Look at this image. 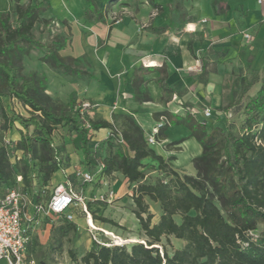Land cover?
Here are the masks:
<instances>
[{
  "label": "trees",
  "instance_id": "trees-1",
  "mask_svg": "<svg viewBox=\"0 0 264 264\" xmlns=\"http://www.w3.org/2000/svg\"><path fill=\"white\" fill-rule=\"evenodd\" d=\"M12 1L11 10L0 11V131H11L15 124L21 129L20 138L0 142V187H7L20 175L21 186L35 201L45 199L31 179L28 163L20 160L28 155L46 182L59 171L65 172L70 166L67 142L57 144L53 136L58 127L65 126L79 137L78 147L87 167H94L101 160L106 176L120 172L126 182L134 185L133 213L142 233V241L130 245L108 246L94 241L80 257L71 250L70 257L76 264H264V146L257 144V140L264 142V77L255 95L242 103L243 122L238 129L232 125L226 129L215 126L191 111L179 115L167 108L153 114L156 120L164 119L158 141L165 138L169 126L181 124L189 128L190 136L202 147V153L191 159L194 173L180 171L173 165L175 155L165 157L148 143V133L133 115H116L113 122L85 120L76 109L75 92L70 93L66 109L47 93L45 76L37 72L24 74L25 59L40 47L42 62L74 77H95L75 57L61 53L71 40L70 34L56 35L46 43L36 37V24L50 22L41 17L46 8L44 2ZM88 1L86 16L101 15L94 1ZM117 1L107 0L105 5ZM148 1L153 7L162 8L155 0ZM163 30L164 27L155 29ZM150 68L140 66L133 74L135 98L141 102L151 100L149 93L141 90L146 83L143 75ZM156 82L163 96L171 99L175 91L166 83L165 76L160 75ZM250 86L244 85L242 96ZM15 102L27 107L29 116L17 111ZM101 128H110L113 137L107 139L106 154L98 159L89 144L94 131ZM182 141L166 146L172 148ZM148 159L161 172L153 180L144 171ZM68 176L77 180L75 172ZM150 202L158 206L159 218L154 223ZM87 205L90 209L91 203L87 201ZM91 213L96 221L119 227L111 219ZM78 228L76 222L65 217L53 223V250L61 251L64 239ZM171 237L184 243L169 250ZM31 243L32 240L28 252L32 255Z\"/></svg>",
  "mask_w": 264,
  "mask_h": 264
},
{
  "label": "crops",
  "instance_id": "crops-1",
  "mask_svg": "<svg viewBox=\"0 0 264 264\" xmlns=\"http://www.w3.org/2000/svg\"><path fill=\"white\" fill-rule=\"evenodd\" d=\"M35 1L45 3L41 17L50 22L36 24L34 31L42 24L55 31L50 38L69 34L74 38L76 29L81 37L85 31L90 32L87 37L94 41L91 55L99 56V68H108L112 57H120L116 72H109V80L97 85L91 100L98 107L87 113L89 119L113 122L116 115L131 114L149 133L159 121L154 118L156 112L168 108L179 115L191 111L201 117L202 110L211 107L212 124L226 129V118L221 119L224 107L239 98L245 103L255 95L264 77V66L253 67V56L248 54L250 49L255 50L253 44L259 35H264V0H155L160 9L148 0H118L108 7L107 0H93L101 15L91 13L88 19H84L88 10L85 0L80 1L82 12L78 13L73 5L77 0H21L23 4ZM13 7L12 0H0L1 12ZM162 27V32L155 31ZM244 33H250L252 40L245 39ZM140 66L152 67L143 75L146 83L141 85V90L149 93V101L135 98L132 78ZM86 67L97 71L91 64ZM160 75L175 91L171 99L163 96L156 82ZM247 83L251 86L242 96L241 89ZM110 135V128H101L94 131L91 143L102 144ZM173 141L166 130L165 138L155 144L159 149L152 147L165 157L177 158L181 144L166 146ZM96 166L83 171L93 173ZM67 169L68 174L80 171L75 165ZM189 173H194L193 166ZM106 178L111 181L113 198L125 202L132 197L134 185L126 182L122 173Z\"/></svg>",
  "mask_w": 264,
  "mask_h": 264
},
{
  "label": "rangeland",
  "instance_id": "rangeland-1",
  "mask_svg": "<svg viewBox=\"0 0 264 264\" xmlns=\"http://www.w3.org/2000/svg\"><path fill=\"white\" fill-rule=\"evenodd\" d=\"M80 1L74 2V8L77 13L82 12L80 10ZM89 7V1L85 0ZM86 16V11L84 13V19H88ZM85 21V20H84ZM91 24V23H89ZM54 26V25H53ZM55 27V26H54ZM36 37L43 42H48L51 38L50 35L55 33L52 29L48 28L42 24H39L34 31ZM87 34L90 32L85 31L83 37H81V33L77 32L74 38L71 36V40L67 43V45L61 50L63 55H71L78 60V63L82 66H85L90 72L94 74V78H80L74 77L68 74H65L60 69L54 68L49 64H46L40 60V56L43 55V49L37 47L34 49L29 56L25 59V68L24 74L29 75L32 72H37L39 75L45 76L46 78V86L47 93L55 97L66 109L68 108V101L71 92H75L78 105L83 102H90L92 104H96V102L91 100V97L96 93L97 85L101 82H107V79L110 78V73L114 74L119 66L118 59L112 57L108 68L102 66L99 68V56L91 55V45L94 44L92 38H88ZM92 37V36H91ZM255 50H251L248 52L249 55H252L253 58L250 61L253 67H261L264 66V35L263 33L259 35L256 42L253 44ZM98 58V59H97ZM99 61V60H98ZM88 64L95 66L97 68L96 73L91 68L86 67ZM123 70H125V64H122ZM102 70V72L100 71ZM79 94V95H78ZM228 109L224 108L221 112L223 114L222 120H225L224 112L232 111L233 115L230 118H226L225 124L226 126L232 125L235 128H240L243 122V115L241 112L242 101L241 99H236L232 103ZM98 106L89 107L88 110L83 114L82 118L85 120H89L88 112H92ZM14 108L24 114L25 116H29L28 108L23 107L20 103L15 102ZM211 124L212 120H208ZM20 125L15 124L11 131H0V142H7L9 139H18L20 138ZM32 129V127H31ZM167 133L170 136V139L173 140H181L180 143L182 146L181 151H176L177 158L173 159V163L178 166L174 167L180 171L188 172L189 168L192 167L191 159L195 156H198L202 153V147L200 143L194 136H190L191 132L189 128L185 127L181 124H173L167 129ZM54 141L59 144L61 142L66 141L69 147H66L67 154L70 158V165H75L77 169L83 171L85 168L92 169L91 167H87L86 163L83 160L82 152L78 147V137L73 130H69L68 127H58L54 132ZM110 137H113L110 135ZM186 142H190L189 145ZM90 149L95 155V158L100 159L102 156L106 154V142L102 144L91 143ZM159 149L158 145L154 146ZM168 157V156H166ZM177 161L179 163H177ZM21 163H28L29 165V174L31 175L32 181L36 182V188L43 193L44 198L47 199L51 196L53 189L56 184L63 182H70L76 191L82 192L87 196V201L91 203V208L88 209L95 213L97 217H105L107 219H111L112 221L118 223L119 227L114 226L108 223H102L100 220L94 221L97 227H103L107 230L112 231L115 235L123 238L125 242L123 244L130 245L131 243L142 241L141 231L138 227L139 222L136 216L133 213V209L135 205L132 201V197L125 202L118 198H113L111 200H106L107 197L105 195V199L101 200L99 197L103 193H107L108 189H110L111 181L108 185L96 183L94 185L83 183L81 179H77L73 181L69 178L68 173L70 169H66L64 171H59L55 177H53L49 182L44 181L41 177L37 168L33 165L32 161L29 159V156H23L20 160ZM146 166L144 171L148 179L153 180L156 176L161 175V172L156 169V163L148 159L146 160ZM18 181L16 178L15 182L10 183L7 187H0V194L10 189L11 187L17 186ZM109 186V187H108ZM92 188V189H91ZM102 189V190H101ZM94 198L95 200H92ZM98 198V199H97ZM149 209L154 214L152 219V223L157 222L159 218L158 206L152 202L149 203ZM146 216V214H144ZM87 215L84 212L79 210L76 211L75 221L78 223V230L74 233H71L68 237L64 239L63 247L61 251H54L51 246V227L53 223H58L60 216L52 215L45 220V222L33 233L32 235V243L30 245V251L32 255L35 257L38 264H76L74 260L70 257V251L73 250L77 254L78 257L83 255L85 251L90 249L95 243L93 240V235L95 232H90L87 225ZM97 238L101 242H107L111 245L116 244L115 239L106 234V232L98 231L96 232ZM99 235V236H98ZM166 242V240H164ZM184 243L181 239L170 238V244H167L169 250L174 248H178ZM121 245V244H119Z\"/></svg>",
  "mask_w": 264,
  "mask_h": 264
},
{
  "label": "built area",
  "instance_id": "built-area-1",
  "mask_svg": "<svg viewBox=\"0 0 264 264\" xmlns=\"http://www.w3.org/2000/svg\"><path fill=\"white\" fill-rule=\"evenodd\" d=\"M244 38L251 41L252 35L244 33ZM95 105L90 102H83L77 105L76 109L78 108L83 116L89 107ZM232 115V111L225 113L226 118H230ZM201 116L207 120H213L212 108L205 107ZM163 124L164 119H161L149 131L148 143L150 145L159 143L157 134ZM257 144H263L264 146V142L261 140H257ZM103 168L104 164L100 160L97 163L95 172L80 170L76 171L75 174L83 183L108 185L109 182ZM17 181V186L11 187L0 194V264H38L35 257L28 252V245L33 233L52 215H59L69 221L76 222L77 210L86 213L88 229L92 233L95 232L93 240L102 245H111L107 242H101L97 238L98 233L96 232L105 231L95 225L94 221L96 220L93 218L91 211L88 210L87 196L76 191L70 182L56 184L49 198L35 201L31 193L25 191L21 186L22 176H17ZM105 195L106 200L113 198V189H108L107 193H103L99 198L104 200ZM92 200L95 199L92 198Z\"/></svg>",
  "mask_w": 264,
  "mask_h": 264
},
{
  "label": "bare ground",
  "instance_id": "bare-ground-1",
  "mask_svg": "<svg viewBox=\"0 0 264 264\" xmlns=\"http://www.w3.org/2000/svg\"><path fill=\"white\" fill-rule=\"evenodd\" d=\"M100 228H102L106 232V234L111 235L115 239V243L116 244L119 245V244H123L125 242V240L123 238L115 235V233H113L112 231L107 230V229H105L103 227H100Z\"/></svg>",
  "mask_w": 264,
  "mask_h": 264
}]
</instances>
